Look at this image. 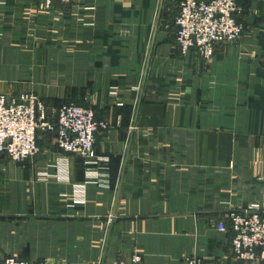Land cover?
<instances>
[{
  "label": "crops",
  "instance_id": "0c3cea01",
  "mask_svg": "<svg viewBox=\"0 0 264 264\" xmlns=\"http://www.w3.org/2000/svg\"><path fill=\"white\" fill-rule=\"evenodd\" d=\"M237 2L241 37L204 60L178 50L179 0H0V92L108 124L92 165L52 133L32 159L0 154V260L264 264L233 256L227 218L264 188V0Z\"/></svg>",
  "mask_w": 264,
  "mask_h": 264
},
{
  "label": "built area",
  "instance_id": "2783aa9c",
  "mask_svg": "<svg viewBox=\"0 0 264 264\" xmlns=\"http://www.w3.org/2000/svg\"><path fill=\"white\" fill-rule=\"evenodd\" d=\"M48 9L54 1L64 3L74 0H34ZM242 9L236 0H179L176 14V44L181 54L189 51L204 60L214 54L216 47L239 39L244 25L238 18ZM46 105L36 94L21 92L15 97L0 93V154L14 162L34 158L40 148L36 143L38 131L55 134L57 147L65 153L81 155L85 164L95 163L96 136L107 129L108 124L96 119L91 108L74 102L63 103L55 118L46 116ZM53 177L60 183H68L67 164L60 161ZM83 200V191L80 190ZM227 218L231 232V250L238 259L264 260V188L259 202L244 208H230ZM0 264H39L38 261L6 257ZM117 264H141V256L133 255L129 262ZM184 264H205L198 256L185 258Z\"/></svg>",
  "mask_w": 264,
  "mask_h": 264
},
{
  "label": "rangeland",
  "instance_id": "374dc122",
  "mask_svg": "<svg viewBox=\"0 0 264 264\" xmlns=\"http://www.w3.org/2000/svg\"><path fill=\"white\" fill-rule=\"evenodd\" d=\"M238 5H239V3H238ZM240 6V5H239ZM241 7V6H240ZM244 25V24H243ZM215 52V51H214ZM213 56V55H212ZM0 93H3V94H6L7 96H10V97H15V96H17V95H19L20 93H17V94H8V93H4V92H0ZM35 94V93H34ZM38 96V95H37ZM39 97V96H38ZM40 99H41V97H39ZM41 100H43V99H41ZM44 101V100H43ZM44 103H45V101H44ZM45 105H46V103H45ZM87 108H89V107H87ZM46 109H47V105H46ZM46 111V110H45ZM57 111V110H56ZM56 111H55V113H56ZM55 113H54V118H55ZM46 116H47V114H46ZM37 133H39V134H41V135H44L45 133H50V132H44V131H38ZM52 134H54V133H52ZM36 137H37V134H36ZM36 143H37V141H36ZM54 144H55V146H56V148L58 149V150H60L58 147H57V145H56V142H55V134H54ZM60 151H62V150H60ZM40 153V152H39ZM38 153V154H39ZM72 154H75V153H72ZM8 158V157H7ZM9 159V158H8ZM10 160V159H9ZM29 160V159H28ZM10 161H12V160H10ZM56 166V165H55ZM58 182V181H57ZM229 211V210H228ZM228 211H227V215H228ZM230 247H231V242H230ZM231 252H232V250H231ZM232 254H233V252H232ZM233 256H235L234 254H233ZM238 259V258H237ZM184 261H185V259H184Z\"/></svg>",
  "mask_w": 264,
  "mask_h": 264
},
{
  "label": "trees",
  "instance_id": "16d2710c",
  "mask_svg": "<svg viewBox=\"0 0 264 264\" xmlns=\"http://www.w3.org/2000/svg\"><path fill=\"white\" fill-rule=\"evenodd\" d=\"M237 1V0H236ZM238 3V2H237ZM68 103V102H67Z\"/></svg>",
  "mask_w": 264,
  "mask_h": 264
}]
</instances>
